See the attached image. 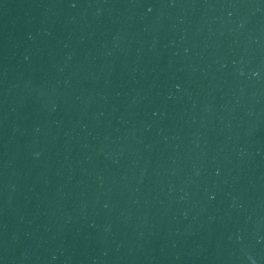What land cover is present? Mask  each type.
I'll return each instance as SVG.
<instances>
[{
  "label": "water",
  "instance_id": "95a60500",
  "mask_svg": "<svg viewBox=\"0 0 264 264\" xmlns=\"http://www.w3.org/2000/svg\"><path fill=\"white\" fill-rule=\"evenodd\" d=\"M121 0H0V264H86Z\"/></svg>",
  "mask_w": 264,
  "mask_h": 264
}]
</instances>
